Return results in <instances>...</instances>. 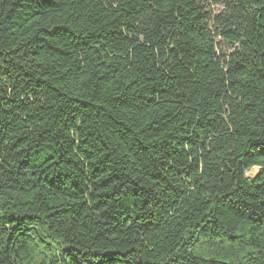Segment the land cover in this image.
Instances as JSON below:
<instances>
[{
	"label": "trees",
	"instance_id": "trees-1",
	"mask_svg": "<svg viewBox=\"0 0 264 264\" xmlns=\"http://www.w3.org/2000/svg\"><path fill=\"white\" fill-rule=\"evenodd\" d=\"M220 2L0 0V264H264V0Z\"/></svg>",
	"mask_w": 264,
	"mask_h": 264
},
{
	"label": "rangeland",
	"instance_id": "rangeland-1",
	"mask_svg": "<svg viewBox=\"0 0 264 264\" xmlns=\"http://www.w3.org/2000/svg\"><path fill=\"white\" fill-rule=\"evenodd\" d=\"M223 10V4L220 2V0H209V11L212 15V19L215 18L218 14H220ZM218 42H221V39L217 38ZM222 50L225 53H230V46L226 44L225 42H221ZM259 168L254 167L252 168L248 173L247 176L249 178H254L259 173Z\"/></svg>",
	"mask_w": 264,
	"mask_h": 264
}]
</instances>
